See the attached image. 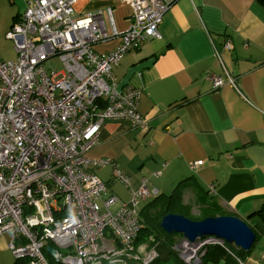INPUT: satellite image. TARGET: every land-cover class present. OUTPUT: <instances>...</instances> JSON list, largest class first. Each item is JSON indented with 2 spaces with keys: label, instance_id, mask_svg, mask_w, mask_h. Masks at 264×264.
I'll return each instance as SVG.
<instances>
[{
  "label": "built area",
  "instance_id": "1",
  "mask_svg": "<svg viewBox=\"0 0 264 264\" xmlns=\"http://www.w3.org/2000/svg\"><path fill=\"white\" fill-rule=\"evenodd\" d=\"M75 1L34 0L6 34L16 59L0 60V237L9 236L8 250L22 264H51L47 255L56 264H154L155 249L135 243L139 203L158 194L143 181L120 203L93 173L109 160H91L88 153L105 122L147 127L136 108L139 91L118 90L112 68L160 39L163 16L179 0H120L132 10L124 31L115 28L111 9L77 15ZM111 40L117 42L113 51L94 49ZM52 57L63 62L62 72L45 70ZM210 79L214 88L224 84ZM112 176L129 182L115 167ZM218 243L180 236L173 250L183 264H199Z\"/></svg>",
  "mask_w": 264,
  "mask_h": 264
},
{
  "label": "crops",
  "instance_id": "2",
  "mask_svg": "<svg viewBox=\"0 0 264 264\" xmlns=\"http://www.w3.org/2000/svg\"><path fill=\"white\" fill-rule=\"evenodd\" d=\"M33 1L0 0L5 38ZM73 7L77 15L111 9L118 31L132 21L130 6L120 0H76ZM103 18L110 34L106 13ZM159 32L160 39L146 41L112 68L119 84L129 69L153 60L128 84L139 91L136 108L147 127L103 123L88 157L109 164L93 173L120 203L130 201L143 181L157 196H169L189 179L181 197L191 214L208 193L224 216L244 220L258 236L241 256L224 242L212 245L199 264H264V224L254 215L264 204V8L255 0H179L164 14ZM116 46L111 40L94 49L106 54ZM212 77L223 86L214 88ZM114 167L128 184L113 180ZM157 196L142 200L139 214ZM8 241L0 237V264H22ZM135 245L147 249L141 240ZM149 247L158 256L154 264H183L163 243Z\"/></svg>",
  "mask_w": 264,
  "mask_h": 264
},
{
  "label": "water",
  "instance_id": "3",
  "mask_svg": "<svg viewBox=\"0 0 264 264\" xmlns=\"http://www.w3.org/2000/svg\"><path fill=\"white\" fill-rule=\"evenodd\" d=\"M152 63L153 60L145 61L129 69L118 84V90L128 86L133 75L139 74ZM159 226L164 233L180 235L190 243L213 237L245 253L252 249L256 240V235L248 224L234 216L209 217L193 221L181 215L168 214L161 219ZM47 251L50 255L55 253L52 248H47Z\"/></svg>",
  "mask_w": 264,
  "mask_h": 264
},
{
  "label": "trees",
  "instance_id": "4",
  "mask_svg": "<svg viewBox=\"0 0 264 264\" xmlns=\"http://www.w3.org/2000/svg\"><path fill=\"white\" fill-rule=\"evenodd\" d=\"M255 1L264 8V0ZM188 183L189 179L181 181L169 196H157L145 206V208L139 214L141 226L138 238L136 240L137 243L138 240H141L143 243H147L148 245L152 246L156 245L157 243H163V245L167 247L172 255L177 256L173 250V247L180 236L168 235L159 228V223L164 216L168 214H177L191 220L199 221L209 217L226 215L223 209L212 201L214 197L206 193L205 197L207 198L203 202H199L202 206L199 210V217H191V208L182 205L181 197L182 188L186 187ZM254 215L264 224V204L255 212ZM256 238H258V236H256ZM233 249L232 250L236 254L241 256L242 251H239L235 248ZM47 258L51 264H56L51 260L49 255H47Z\"/></svg>",
  "mask_w": 264,
  "mask_h": 264
},
{
  "label": "rangeland",
  "instance_id": "5",
  "mask_svg": "<svg viewBox=\"0 0 264 264\" xmlns=\"http://www.w3.org/2000/svg\"><path fill=\"white\" fill-rule=\"evenodd\" d=\"M5 25H6V21H0V60L1 61H12V60L16 59V53L13 49L12 42L9 40H6V38H5V35H4ZM44 68L48 72L52 71V72H57V73L62 72L65 69L63 62L60 60L59 57H52L49 60L45 61L44 62ZM114 181H116V180H114ZM191 215L194 217H197L199 215L198 207L193 208ZM8 238H9V236H8ZM52 246H54L53 243L48 242L47 246L45 248V252L49 254V252L47 251V248H52ZM52 261H54V260H52Z\"/></svg>",
  "mask_w": 264,
  "mask_h": 264
},
{
  "label": "bare ground",
  "instance_id": "6",
  "mask_svg": "<svg viewBox=\"0 0 264 264\" xmlns=\"http://www.w3.org/2000/svg\"><path fill=\"white\" fill-rule=\"evenodd\" d=\"M8 247V246H7Z\"/></svg>",
  "mask_w": 264,
  "mask_h": 264
}]
</instances>
